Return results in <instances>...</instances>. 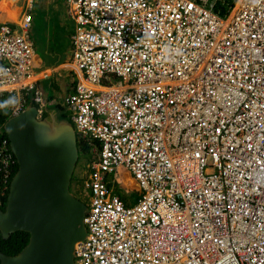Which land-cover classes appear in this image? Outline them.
<instances>
[{
    "label": "built area",
    "instance_id": "obj_1",
    "mask_svg": "<svg viewBox=\"0 0 264 264\" xmlns=\"http://www.w3.org/2000/svg\"><path fill=\"white\" fill-rule=\"evenodd\" d=\"M66 3L78 75L64 103L100 140L74 264H264V0H242L230 23L235 0L224 14L214 0ZM29 26V13L0 21L13 111L26 89L41 97ZM14 163L1 133L0 199ZM118 165L138 181L133 201L109 180Z\"/></svg>",
    "mask_w": 264,
    "mask_h": 264
},
{
    "label": "water",
    "instance_id": "obj_2",
    "mask_svg": "<svg viewBox=\"0 0 264 264\" xmlns=\"http://www.w3.org/2000/svg\"><path fill=\"white\" fill-rule=\"evenodd\" d=\"M3 129L17 167L0 208V233L23 229L29 236L15 253L0 250V264H74L86 203L69 188L78 156L72 124L53 108L39 116L28 103L5 119Z\"/></svg>",
    "mask_w": 264,
    "mask_h": 264
},
{
    "label": "rangeland",
    "instance_id": "obj_3",
    "mask_svg": "<svg viewBox=\"0 0 264 264\" xmlns=\"http://www.w3.org/2000/svg\"><path fill=\"white\" fill-rule=\"evenodd\" d=\"M56 6H58L60 11H63L65 6L64 0H36L31 8V12H33L34 14L33 24L30 28L31 37L34 40L38 53L43 55L46 52H48L49 54L52 52V59L50 60L51 62L49 61L50 63L55 60L54 57H56V59H62L65 55L66 48L69 47V45L67 46L68 35L66 34V28L67 24L71 26V21L68 16H66V12L64 10V14L66 17L65 25V20L59 16ZM47 47L50 48V51L47 50ZM49 62L47 61V63ZM110 77V80L112 81H116L120 78V76H117L113 73H111ZM64 78V75H62L58 69H55L48 76L43 77L41 80V85L44 91L48 96H52L53 98L49 101V104L54 107H56L58 103L63 102L62 95L67 89H69L70 83L67 84L66 88L62 85V81ZM56 111L57 115L63 112L68 117L70 114V110L66 105L60 108L57 107ZM69 119L71 120V118ZM71 122L73 123L72 120ZM93 146H91L90 148L91 157L95 155L94 151H96V145L95 148ZM88 160L89 159L85 158L84 155L79 156V159L77 160L74 168L76 177L72 176L70 182V188L72 189V191H74V193L79 196L84 202H88L87 196H85L84 191L81 190L80 182H77V177L81 176L80 178L82 179L83 172L86 170V168H84V163ZM128 176H130V173L128 172V170L124 169V179L122 180L123 183L122 185H119L118 188L123 193H127L130 191V189H133L132 185H126V183L129 181ZM77 183L79 184V186L77 185ZM131 195L132 196L129 198L131 199L130 201H133L136 193L134 192V194Z\"/></svg>",
    "mask_w": 264,
    "mask_h": 264
},
{
    "label": "clouds",
    "instance_id": "obj_4",
    "mask_svg": "<svg viewBox=\"0 0 264 264\" xmlns=\"http://www.w3.org/2000/svg\"><path fill=\"white\" fill-rule=\"evenodd\" d=\"M208 1H211V0H208ZM233 2V0H221V1H218V0H214V4H213V7H214V10L215 11H217L218 13H220V14H224V13H226L227 11H228V9H229V7H228V5H230L231 3ZM33 3H34V0H31V2H29V0H26L25 1V7H27L28 9L26 10V11H24L23 13H22V18L24 17V15L26 14V13H29L30 14V26H29V34H30V28H31V25H32V13H31V8H32V6H33ZM224 4L225 5V7H226V10L224 11V12H219L217 9H216V5H219V4ZM64 5H65V8H66V10H67V13L69 14V12H68V5H67V3H66V0H64ZM69 16L71 17V15L69 14ZM71 19L73 20V23H74V27H73V30L69 33V38H70V53H69V56L63 61V64H65V65H67V66H70L71 68H72V76H73V85H72V87L70 88V90H66L64 93H63V95H62V97H63V102L62 103H58L57 104V106L56 107H58V108H60V107H62V106H65V103H64V96L66 95V93H68L69 91H71L72 89H73V87H74V84H75V81H76V79H77V75H78V72H77V70L73 67V65H72V63H71V59H72V46H71V37H72V34H73V32L75 31V21H74V19L71 17ZM2 21H8V20H2ZM8 22H10V23H13V24H17V23H19L20 21H18V22H13V21H8ZM30 37H31V34H30ZM31 40H32V42H33V48H34V56H35V61H34V66H33V68H34V87L35 88H37L38 90H40V99L39 100H36L35 98H34V95H33V89H26V91H23L22 92V98H23V101H24V104H23V106L19 109V110H21L22 108H24V106L27 104V103H25V97L23 96V94H24V92H28L30 95H31V97L30 98H32L35 102H36V107L38 108V110H39V116H41L42 114V111H44L45 113H46V109H49V108H53L55 111L57 110V108L56 107H54V106H52V105H50L49 104V101H50V99H51V97L52 96H48L47 94H44V92H43V90H42V87L40 86V85H38L37 83H36V81H37V79L39 78V77H42L43 76V71H42V68H41V70H39L40 68H37V65H36V59H37V50H36V46H35V43H34V40H33V38L31 37ZM5 90V89H4ZM4 90H0V92L1 91H4ZM5 91H8V90H5ZM13 93H14V97H12V98H9L8 100H6V101H4L2 104H0V108H2V107H6V106H8V105H10V110H11V114L12 113H15V112H17V111H19V110H17V111H13L12 110V104H16L18 101H17V99H16V92L15 91H12ZM63 104V105H62ZM35 105V104H34ZM43 107V108H42ZM56 114H57V111H56ZM57 117H58V115H57ZM58 118H63V119H65V120H67V121H69L71 124H72V126H73V128H74V130H75V133H76V144H77V137H79V138H83V139H85V141L88 143V145H89V153H90V148H91V146H93L94 148H95V145H96V151H94L95 152V155L94 156H90L88 159V161L87 162H85L84 164H85V166H84V168H86V170L83 172V176H82V179L80 178V177H78V180H77V182H80V186H81V190H83L84 191V193H85V196H87V200H88V192L85 190V187H84V180L86 179V177H87V175H88V172H89V169H90V166H91V164H92V161H94L95 159H96V156H97V151H98V148L100 147V140L98 139V138H96V137H87V136H81L79 133H78V130L76 129V127H75V125L71 122V120L69 119V118H71L70 117V114H69V116L67 117H58ZM3 126V125H2ZM4 129H0V134L2 133L3 135H5L6 137H7V139H8V146H9V149L12 151V149L10 148V143H9V138H8V136H7V134H6V132H5V130L3 131ZM94 143V144H93ZM78 147V146H77ZM12 153H13V151H12ZM78 153H79V150H78ZM13 155H14V153H13ZM91 155V154H90ZM85 156V155H84ZM14 158H15V155H14ZM85 158H87V157H85ZM77 159H78V156H77ZM77 159H76V162H75V165H76V163H77ZM87 164V165H86ZM75 165H74V168H75ZM17 167V163H16V158H15V163H14V165H13V168H12V170H11V172H10V176H9V178H8V181H7V184H6V187H5V190H4V192H3V194H2V196H1V199H0V206L1 205H3V208H4V204H5V202H6V196H7V192H8V188H9V183H10V179H11V176H12V174H13V172L15 171V169H16V167ZM75 170L73 169L72 170V173L74 172ZM75 174V173H74ZM109 174H110V172H109ZM71 176H72V174H71ZM72 178V177H71ZM71 178H70V182H71ZM70 182H69V188H70ZM71 189V188H70ZM136 189H137V187H136ZM72 190V189H71ZM119 190V193L121 194V195H123L122 194V192H121V190L120 189H118ZM135 192V191H134ZM136 192H137V190H136ZM75 194V193H74ZM134 194V193H133ZM76 195V194H75ZM77 196V195H76ZM124 196V195H123ZM132 196V195H131ZM130 196V197H131ZM78 197V196H77ZM125 198H127V196H124ZM79 198V197H78ZM129 198V197H128ZM135 198V197H134ZM81 199V198H80ZM82 200V199H81ZM86 203V207H87V202H85ZM1 208V207H0ZM21 230H23V229H21ZM15 231V230H14ZM26 231V230H25ZM13 232V231H12ZM28 232V231H27ZM29 233V232H28ZM28 236H29V234H28ZM7 237V236H6ZM28 240V239H27ZM27 242V241H26ZM75 246V245H74ZM74 260V259H73Z\"/></svg>",
    "mask_w": 264,
    "mask_h": 264
},
{
    "label": "crops",
    "instance_id": "obj_5",
    "mask_svg": "<svg viewBox=\"0 0 264 264\" xmlns=\"http://www.w3.org/2000/svg\"><path fill=\"white\" fill-rule=\"evenodd\" d=\"M25 1L26 0H0V21L2 20H8V21H13V22H18L22 19V13L24 11H26L28 8L25 7ZM36 0H34L35 2ZM63 7V6H62ZM57 10H58V14L62 19H66L65 14H64V10L66 12V16H68V18L71 21V26H69L67 24V28H66V34L68 35V44L69 47L66 48L65 51V55L63 56V58L61 59H56V57H54V61L52 63H50L51 61V57H52V52L49 54L48 52H46L45 54H40L37 51V59H36V65L37 68H40L39 70L43 71V76L39 77L36 81V83L38 85H40L42 87V78L48 76L52 71H54L55 69H58L62 75H64V79L62 81V85L66 88L67 84L70 83L69 89L72 87L73 85V76H72V68L70 66H67L65 64H63V61L69 56L70 53V38H69V33L73 30L74 27V23L73 20L71 19V17L69 16V14L67 13V10L64 6L63 11H60L58 6H56ZM32 13V24H33V20H34V14ZM64 14V15H63ZM63 20V21H64ZM62 22V21H61ZM65 25H66V20H65ZM32 26V25H31ZM37 50V49H36ZM47 50L50 51V48L47 47ZM47 61L49 63H47ZM42 90L44 92V94H46V92L44 91L43 87ZM51 99H53L51 97ZM50 99V100H51ZM43 108V107H42ZM133 187L136 189V186L133 185ZM136 193V190H135Z\"/></svg>",
    "mask_w": 264,
    "mask_h": 264
},
{
    "label": "trees",
    "instance_id": "obj_6",
    "mask_svg": "<svg viewBox=\"0 0 264 264\" xmlns=\"http://www.w3.org/2000/svg\"><path fill=\"white\" fill-rule=\"evenodd\" d=\"M216 9L219 12H224L226 10V7H225L224 4L221 3L219 5H216ZM23 96L25 97V103H27V104L28 103L29 104H35L36 105V102L32 98H30L31 95L28 92H24ZM12 97H14V93L12 91H5V90L1 91L0 92V104H2L4 101H6V100H8L9 98H12ZM10 114H11L10 105L0 108V129H3V126H2L3 122L5 121V119ZM41 114L44 115L45 112L42 111ZM58 117H66V114L61 112L58 115ZM77 146H78V150H79L78 159H79L80 155H85V157H87V158L90 157V153H89V149H88L89 145L85 141V139L77 137ZM72 176L76 177L74 172L72 173ZM128 178H129V181L127 183L125 182L126 185L130 184L132 186L133 185L137 186L135 180L133 179V177L131 175L128 176ZM77 179H78V177H77ZM120 185H122V184H120ZM115 186H116L115 187L116 189L119 188V185L116 184ZM134 190H135L134 187H133V189H130L129 195L123 193L122 191L121 192H122V194L124 196L130 197L131 194L134 193ZM0 207L3 208V205H1ZM28 234L29 233L27 231L21 230V229H17L15 231L11 232L7 237H2L1 233H0V250L5 252V253H8V254L17 252L26 243V241L28 239Z\"/></svg>",
    "mask_w": 264,
    "mask_h": 264
},
{
    "label": "bare ground",
    "instance_id": "obj_7",
    "mask_svg": "<svg viewBox=\"0 0 264 264\" xmlns=\"http://www.w3.org/2000/svg\"><path fill=\"white\" fill-rule=\"evenodd\" d=\"M241 1L242 0H235V3L233 4V6L231 7L230 11L227 14V17L224 19V21L226 23H230L231 18L234 15H237L238 7H239ZM202 96H203V94H202ZM220 99H221V94H219L218 91H216L215 89L210 90L209 101H212V100L213 101H220ZM198 104H199V102H198ZM255 107H257V109H256L257 112H261L262 110H264V108L263 107H260L259 104H255ZM124 169L128 170V172L133 177V179L135 180V182H136V184L138 186L137 179L134 177V175L131 174V172L129 171V169L126 166H124V165H118L117 168L110 173L109 180H110L112 186L115 188L116 187L115 186L116 184L117 185H120V184L123 183L122 180L124 179ZM125 194L129 195V192H127V193L125 192ZM78 241H76V244H77Z\"/></svg>",
    "mask_w": 264,
    "mask_h": 264
},
{
    "label": "flooded vegetation",
    "instance_id": "obj_8",
    "mask_svg": "<svg viewBox=\"0 0 264 264\" xmlns=\"http://www.w3.org/2000/svg\"><path fill=\"white\" fill-rule=\"evenodd\" d=\"M77 185L79 186V184L77 183ZM74 193V191H72Z\"/></svg>",
    "mask_w": 264,
    "mask_h": 264
}]
</instances>
